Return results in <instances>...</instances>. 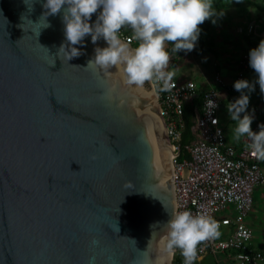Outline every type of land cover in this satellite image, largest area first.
Segmentation results:
<instances>
[{"label": "water", "instance_id": "obj_1", "mask_svg": "<svg viewBox=\"0 0 264 264\" xmlns=\"http://www.w3.org/2000/svg\"><path fill=\"white\" fill-rule=\"evenodd\" d=\"M42 2L0 0V264H155L176 210L158 98L87 67L90 37L57 57L61 14L20 18Z\"/></svg>", "mask_w": 264, "mask_h": 264}, {"label": "clouds", "instance_id": "obj_2", "mask_svg": "<svg viewBox=\"0 0 264 264\" xmlns=\"http://www.w3.org/2000/svg\"><path fill=\"white\" fill-rule=\"evenodd\" d=\"M23 3L31 12L33 0ZM42 8L45 11L37 23L24 15L20 18L23 25L38 26L36 35H39L41 28L50 26L48 16L61 14L64 40L57 57L67 63L80 57L83 52L76 45H83L85 38L90 37L96 46L87 67L118 78L133 91L144 89L147 82L153 92H166L174 86V71L169 67L171 56L191 52L201 35L200 25L205 21L215 25L223 16L214 8L213 0H43ZM100 40L106 46H98ZM247 62L253 78L233 82L232 87L239 95L228 102L226 109L228 118L234 122L233 138L237 141L245 138L251 154L264 160V123H258L254 131L251 125L256 119L255 108L249 109L250 97L257 86L264 101V38L248 50ZM208 103L217 107L211 100ZM218 227L215 219L203 212L193 214L187 209L173 212L166 222V232L157 240L155 264H170L177 250L183 264H195L199 258L198 245L216 238Z\"/></svg>", "mask_w": 264, "mask_h": 264}, {"label": "built area", "instance_id": "obj_3", "mask_svg": "<svg viewBox=\"0 0 264 264\" xmlns=\"http://www.w3.org/2000/svg\"><path fill=\"white\" fill-rule=\"evenodd\" d=\"M256 26V21L250 23L247 27L249 35L264 38V32L258 34ZM248 50L243 54L239 71L228 90L221 89L226 84L218 73L214 78L217 86L207 85L199 79L178 80L174 76V86L169 91L154 92L170 141L175 211L203 212L211 215L219 226L216 238L198 245L199 258L195 264L206 255H211L216 264H222L220 258L223 256H227L231 264H264V252L253 248L254 231L247 223L254 206L253 192L264 187V160L251 154L246 139L242 149L231 145L220 119L223 100H233L239 95L232 87L233 82L253 78L247 62ZM196 97L201 98V112H197L195 118V140L187 149L190 158L179 160L185 128L182 108ZM209 100L217 107L209 104ZM258 123H264V119L255 123L254 131ZM172 264H183L179 250L173 256Z\"/></svg>", "mask_w": 264, "mask_h": 264}, {"label": "crops", "instance_id": "obj_4", "mask_svg": "<svg viewBox=\"0 0 264 264\" xmlns=\"http://www.w3.org/2000/svg\"><path fill=\"white\" fill-rule=\"evenodd\" d=\"M221 12L223 13V16L217 20L215 25L209 22V30L207 34L202 36L205 44L213 41V52H205L198 55L192 50L182 57H176V54L171 56L169 67L172 71H174V76L178 80L199 79L204 81L207 85L217 86L214 78L215 75L219 73L226 84L225 88L221 87V89H229V86L239 71L238 67H240L242 56L248 49L245 31V26H247L248 22H245V19L241 16V14L237 16L234 14L226 15L225 12L227 11L223 10V8L219 6L218 13ZM203 25L204 24L200 25L201 29L203 28ZM194 49H199V40L196 48ZM190 56L191 59L189 62L186 64L183 63L189 59ZM231 101L232 100L227 99L225 101L226 103L223 101L221 104V108L225 107L223 110L220 108L221 124L225 129L228 142L237 149H242L245 146V138H241L237 141L232 136L234 122L228 118L226 109V105ZM252 108H255L256 117L251 125L253 128L258 120L264 119V101L260 99L259 89L253 92L250 97L249 109ZM253 193L254 206L247 219V223L254 231L253 248L264 252V242L259 240L257 235L259 233L258 226L260 225L258 224V200L260 197L262 199L264 198V187L256 188ZM261 228L263 227L260 225V229ZM220 259L222 264H231L227 256H223ZM198 264H216V262L211 255H206L199 261Z\"/></svg>", "mask_w": 264, "mask_h": 264}, {"label": "rangeland", "instance_id": "obj_5", "mask_svg": "<svg viewBox=\"0 0 264 264\" xmlns=\"http://www.w3.org/2000/svg\"><path fill=\"white\" fill-rule=\"evenodd\" d=\"M219 1L213 0V6H215ZM221 4V5H220ZM219 6L223 8V10H226V15L234 14L239 15L241 14L242 17H244L245 22L247 23L246 28V36L251 37L248 33L247 28L250 23L253 21L257 22V32L258 34H262L264 32V0H233L232 2H222L219 3ZM226 6V8H225ZM252 38V37H251ZM258 38H253L252 40H257ZM248 46V44H247ZM248 48H251L248 46ZM248 50V49H247ZM246 50V51H247ZM191 59V56L189 59H187L183 63H188ZM224 102L226 100H223ZM226 103V102H225ZM225 107L221 108L222 110ZM258 224H260L263 228L260 229V225L258 226V239L264 242V198L258 200Z\"/></svg>", "mask_w": 264, "mask_h": 264}, {"label": "trees", "instance_id": "obj_6", "mask_svg": "<svg viewBox=\"0 0 264 264\" xmlns=\"http://www.w3.org/2000/svg\"><path fill=\"white\" fill-rule=\"evenodd\" d=\"M227 1L232 2L233 0H219V2L214 6L216 11H219V3ZM210 23L208 21L204 22L201 35L199 37V49H193L195 54H203L205 52H213L212 47L214 46L213 41H210L208 44H205V42L202 39V36L207 34ZM253 37H247V44L249 47H255L259 40L261 38H258L257 40H252ZM185 55L184 53L176 54L177 57H182ZM201 98L196 97L195 99L191 100L190 102L185 103L184 107L182 108L184 110L183 118L185 122V128L182 135L181 143H180V154H179V160L189 159V153H188V147L194 142L195 140V133H194V125H195V118L197 112H201Z\"/></svg>", "mask_w": 264, "mask_h": 264}, {"label": "bare ground", "instance_id": "obj_7", "mask_svg": "<svg viewBox=\"0 0 264 264\" xmlns=\"http://www.w3.org/2000/svg\"><path fill=\"white\" fill-rule=\"evenodd\" d=\"M152 94H153L154 99H156L153 91H152ZM160 125L163 127V123L162 124L160 123ZM155 133H156V140H157V148H156L157 149V162L159 166L165 167L166 163H168L169 161L170 166H171V150L168 149V146L162 141V139L160 138L156 130H155Z\"/></svg>", "mask_w": 264, "mask_h": 264}]
</instances>
